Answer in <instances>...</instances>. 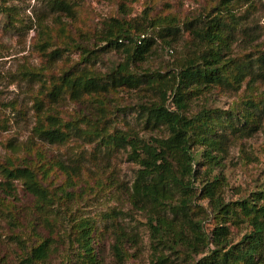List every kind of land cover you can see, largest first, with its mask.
Here are the masks:
<instances>
[{
	"label": "trees",
	"instance_id": "trees-1",
	"mask_svg": "<svg viewBox=\"0 0 264 264\" xmlns=\"http://www.w3.org/2000/svg\"><path fill=\"white\" fill-rule=\"evenodd\" d=\"M238 1L220 0L215 14L207 13L182 25L169 15L146 16L143 18L146 25L140 29L134 20L131 23L109 19L103 24L99 39L105 47L121 55L122 61L105 74L75 66L49 76L43 86L45 92L36 102L33 133L42 142L56 146L68 143L66 130L70 127L79 130L76 124L64 123L56 112L58 105L64 100L97 104L100 117L95 118L96 126L92 127L94 130H84L83 133L87 137H97L105 148L111 146L125 150L128 159L136 164L135 178L128 190L129 203L146 218L153 244L150 264H264V187L248 198L224 204L221 194L223 184L214 173L220 166V157L213 154L225 152L229 144L231 138L223 134L216 136L217 130L225 125L230 129V137L237 134L239 138L250 137L263 127L264 99L245 100L244 113L236 114L240 126H235L231 113L223 121L217 120L218 116L212 109L202 108L196 114H189L193 99L212 89L237 92L246 78L250 85L264 82V52L236 60L223 59L231 50L238 25L239 18L231 9ZM242 1L247 3L250 0ZM50 9L73 18V6L69 0H51ZM0 11L7 16V20L10 18L6 8ZM60 23L61 18L57 16L54 24ZM45 29H41L40 42L36 46L43 52L53 48L46 53L58 61L62 57V49L50 43V34ZM147 29L154 31V36L147 37ZM185 34L190 36L188 44L195 49L192 57L183 59L164 72H133L137 64L146 62L153 53L157 41L169 48L172 43L182 40ZM77 49L81 47L77 46ZM95 53L94 50L81 49V54L86 55L83 60L85 66L91 63ZM138 89L144 92V99H139L141 101L136 110L138 119L143 120L144 130H160V134L145 137L132 129L123 131L117 126H105L109 117L107 103L110 95L121 90ZM43 99H46L47 110ZM258 115L261 116L259 119L253 118ZM90 116H85L82 123H90ZM54 165L67 176L69 182L72 176L66 171L68 168L57 161ZM70 170L72 174H77L72 168ZM0 174L4 179L1 185L6 195H12L13 183L19 182L33 198L38 211L52 204V191L43 185V180L28 164L7 160L1 164ZM197 198L207 201V207L216 219L208 231L202 222L196 220L198 214L207 212L193 203ZM110 216H114V212L103 219ZM49 222L47 217L43 219L44 229L50 227ZM35 224L29 223V228L39 242L27 246L22 240H17L21 251L17 264L46 263L60 252V247L66 242L72 252L65 251V264H102L97 258L95 230L89 220L72 225L70 229L74 233L72 235L70 230L65 242L59 234H49L48 237L36 234ZM230 225L247 228L236 244L230 241ZM107 229L106 225L104 232ZM110 239L109 252L113 260L121 264L127 257L126 244H136L137 234L117 226ZM210 246L212 249H209ZM170 254H176L175 259ZM192 257L199 258L189 261Z\"/></svg>",
	"mask_w": 264,
	"mask_h": 264
},
{
	"label": "rangeland",
	"instance_id": "rangeland-1",
	"mask_svg": "<svg viewBox=\"0 0 264 264\" xmlns=\"http://www.w3.org/2000/svg\"><path fill=\"white\" fill-rule=\"evenodd\" d=\"M219 2L220 0H69L73 6V18H69L65 13L52 12L51 0H0V10L6 8L10 13L7 20V16L0 11V167L7 160L22 161L52 191V204L42 210L44 212H40L36 209L33 198L22 189L19 182L13 183V194L6 195L1 185L4 179L0 174V264H17L21 253L17 240H22L27 246L39 242L38 237H34L30 231L29 223H36V234L43 237L59 234L65 242L70 227L81 220H89L90 226L95 230V251L102 264H120L113 260L109 252L111 232L117 226L137 234L136 244H126L127 257L121 264H150L153 244L146 218L129 203L128 190L130 191L135 178L136 164L128 159L125 150L111 146L105 148L97 137H87L83 133L84 130H94L96 126L95 118L100 117L97 104H78L64 100L58 105L56 112L64 123L76 124L79 130L70 127L66 130L69 134L68 143L56 146L42 142L33 133L36 125V102L42 98L41 93L45 92L43 86L49 76L75 66L105 74L122 61L121 55L105 47V43L99 39L103 24L109 19L131 23L134 20L140 29L146 25L143 22L146 16L155 18L169 15L174 16L182 25L183 22H190L207 13L215 14ZM231 9L239 20L231 50L223 59L236 60L264 52V0H250L247 3L240 0ZM57 16L61 18L58 25L54 24ZM44 27L45 32L50 34V43L62 49V57L58 61L47 54L53 48L47 49L46 53L36 46ZM150 36H154V31L147 29V37ZM190 39L185 34L182 40L172 43L169 48L157 41L153 53L146 62L137 64L133 72H164L174 68L178 62L193 56L195 49L188 44ZM77 46L96 52L91 57V63L85 66L83 60L86 55L83 56ZM247 81L248 78L237 92L212 89L193 99L189 114H196L202 108L212 109L218 116L217 120L223 121L231 113L235 126H240L236 114L244 113L245 100L264 99V82L250 85ZM143 94L139 89L111 94L107 103L109 117L105 126H117L123 131L132 129L145 137L160 134V130H144L143 120L138 119L136 110L141 101L139 99H144ZM42 101L46 107V99ZM87 115H91L90 123H82ZM260 117L258 115L253 118ZM261 126L263 127L247 138H239L237 134L230 137V129L226 125L217 130L216 136L223 134L231 138L225 152L213 153L220 157V166L214 173L223 184L221 194L224 204L248 198L264 187V118ZM56 161L68 168L66 171L72 176L69 182L67 176L55 167ZM71 168L77 174H72ZM193 201L207 211L198 214L196 220L202 222L207 231L210 230L216 219L209 211L207 201L198 198ZM112 212L114 216L103 219ZM45 217L51 222V228H43ZM106 225L108 229L104 232ZM229 228L232 244H236L247 232L243 225H230ZM70 232L73 235L74 230ZM65 251L72 252L69 251L68 242L60 247L56 256L43 264H65ZM175 255L170 254V257L175 259ZM199 257L188 260H197Z\"/></svg>",
	"mask_w": 264,
	"mask_h": 264
}]
</instances>
